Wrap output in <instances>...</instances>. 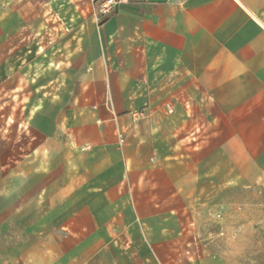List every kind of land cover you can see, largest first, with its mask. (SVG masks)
I'll return each instance as SVG.
<instances>
[{
  "label": "crops",
  "instance_id": "1",
  "mask_svg": "<svg viewBox=\"0 0 264 264\" xmlns=\"http://www.w3.org/2000/svg\"><path fill=\"white\" fill-rule=\"evenodd\" d=\"M93 2L0 0V88L22 77L0 194L56 237L50 264H159L264 175V0H127L101 24Z\"/></svg>",
  "mask_w": 264,
  "mask_h": 264
},
{
  "label": "rangeland",
  "instance_id": "2",
  "mask_svg": "<svg viewBox=\"0 0 264 264\" xmlns=\"http://www.w3.org/2000/svg\"><path fill=\"white\" fill-rule=\"evenodd\" d=\"M21 78L16 75L14 85L18 82L20 87ZM14 85L6 87L4 84L0 88V137L3 141L14 135L22 122L19 102L22 90L19 89L14 98L5 94ZM7 100L11 102L8 104ZM247 177L251 175L239 173L237 188L223 190L221 203L206 207L203 217L192 219L186 225L190 227L186 235L173 237V249L159 252L163 262L158 263L264 264V175ZM6 195L4 191L0 194V264L53 263L61 254L55 246L56 237L26 235L11 218L7 220V215L13 214V204L7 203Z\"/></svg>",
  "mask_w": 264,
  "mask_h": 264
},
{
  "label": "built area",
  "instance_id": "3",
  "mask_svg": "<svg viewBox=\"0 0 264 264\" xmlns=\"http://www.w3.org/2000/svg\"><path fill=\"white\" fill-rule=\"evenodd\" d=\"M127 0H94L92 16L97 24L103 23L118 8L119 5L126 3ZM123 143L122 135H119V144Z\"/></svg>",
  "mask_w": 264,
  "mask_h": 264
}]
</instances>
